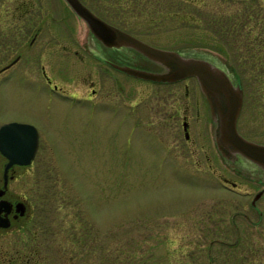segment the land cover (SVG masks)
<instances>
[{
  "label": "rangeland",
  "instance_id": "1",
  "mask_svg": "<svg viewBox=\"0 0 264 264\" xmlns=\"http://www.w3.org/2000/svg\"><path fill=\"white\" fill-rule=\"evenodd\" d=\"M119 1L149 5L148 10L129 11L137 17L142 12L152 32L137 33L141 38L183 52H216L236 66L249 91L254 89V79L264 70V0ZM176 8L180 18L173 13ZM144 60L131 64L161 68ZM116 72L120 97L98 102L72 93L69 101L57 99L47 106L42 89L33 90L28 83L23 91L10 83L0 85L1 119L40 122L49 114L57 126L42 139L37 170L25 187L36 193L38 218L50 235L69 239L73 264H264L263 230L251 196L224 187L220 175L242 183V190L259 188L224 165L213 137L193 159L182 134L184 162H177L161 140L171 142L173 136L161 132L151 117L157 94H184L186 82L192 95L202 94L196 77L168 85ZM76 76L67 87L86 93L83 79ZM206 111L211 125L207 106ZM48 137L54 148L47 146Z\"/></svg>",
  "mask_w": 264,
  "mask_h": 264
},
{
  "label": "flooded vegetation",
  "instance_id": "2",
  "mask_svg": "<svg viewBox=\"0 0 264 264\" xmlns=\"http://www.w3.org/2000/svg\"><path fill=\"white\" fill-rule=\"evenodd\" d=\"M81 1L107 22L139 38L141 37L137 33L146 35L144 33L150 30L140 15L142 12L138 13L139 17L129 14V11L148 10L147 3H126L119 0H98L97 3L93 0ZM173 13L175 17L180 18L178 8ZM162 14V11L159 12L161 18ZM151 34L149 31L147 35ZM124 48L106 46L67 0H0V85L10 83L11 86H16V90L23 91V84L28 83L33 90L42 89L44 98L48 100L47 106L54 104L57 99L69 101L72 93L94 102L119 98L122 90L121 78L116 71H125L113 63L131 64L144 59L133 50ZM197 55L206 57L224 68L233 83L240 85L242 106L237 127L247 138L264 143V70L260 68V77L254 79V89L249 91L245 78L227 59L213 51H201ZM76 75L82 78L87 86V92L84 94L67 87L68 80H76ZM105 75L108 77L107 81L104 79ZM188 78L190 77L165 83L173 85ZM191 89L190 84L186 82L184 94L179 90L169 94H157L151 107V117H156L153 121L159 130L168 132L167 136H173L171 142L166 140L168 137L161 136V140L167 152L179 163L184 162L179 151L182 134L190 146L193 159H196L194 155L200 147H208L211 137L216 146L212 116L211 125H207L210 119L207 120L206 106L211 114L210 104L202 90V94L197 92L192 95ZM116 90L120 92L118 96ZM99 97L101 99H98ZM51 118L49 114L44 115L40 122L0 118V128L4 123L19 121L32 123L38 130V146L30 163L11 162V158L0 149V264H73L75 255L71 242L67 237L58 239L50 235L45 223L43 225L38 218L39 202L32 198L36 193L31 195L30 190L25 188L26 182L34 178V171L37 170L35 160L42 139L48 136V130L53 131L54 127L57 129V126L51 123ZM175 123H178L177 129ZM249 133H259L260 136H252ZM9 139H13L12 135L8 136ZM49 139L45 141L47 146L54 148L55 142ZM219 154L224 165L232 173L251 183V186L259 188L254 191L242 190V183L220 175L224 187L251 196V209L256 210L260 216V221H256L260 222V229L263 230L260 246L264 251V168L243 156L230 161L220 152ZM208 158L210 159V156ZM34 191L36 192V188ZM60 191L62 194V190ZM237 214L254 222L252 215L247 212L239 210ZM51 227L54 228L55 225Z\"/></svg>",
  "mask_w": 264,
  "mask_h": 264
},
{
  "label": "water",
  "instance_id": "3",
  "mask_svg": "<svg viewBox=\"0 0 264 264\" xmlns=\"http://www.w3.org/2000/svg\"><path fill=\"white\" fill-rule=\"evenodd\" d=\"M67 1L106 46L129 48L161 67L150 70L126 62L113 63L117 68L139 78L159 82L195 76L211 107L218 151L227 160L233 161L243 156L264 168V143L247 138L237 127L242 106V88L233 83L224 68L197 55L201 51L193 49V52H183L180 49L156 46L107 22L81 0ZM145 62L143 59L140 63ZM9 135L13 137L11 141L8 140ZM37 146L38 130L32 123L11 121L0 128V149L11 158V162L30 163Z\"/></svg>",
  "mask_w": 264,
  "mask_h": 264
}]
</instances>
